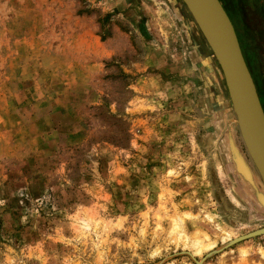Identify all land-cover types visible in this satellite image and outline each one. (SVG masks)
<instances>
[{"label": "rangeland", "instance_id": "rangeland-1", "mask_svg": "<svg viewBox=\"0 0 264 264\" xmlns=\"http://www.w3.org/2000/svg\"><path fill=\"white\" fill-rule=\"evenodd\" d=\"M223 1L264 113V0ZM185 21L221 76L180 0H0V264H196L179 253L264 227L222 76L227 118L207 117L183 66ZM198 264H264V234Z\"/></svg>", "mask_w": 264, "mask_h": 264}, {"label": "water", "instance_id": "water-1", "mask_svg": "<svg viewBox=\"0 0 264 264\" xmlns=\"http://www.w3.org/2000/svg\"><path fill=\"white\" fill-rule=\"evenodd\" d=\"M180 1L185 6L219 68L240 139L264 191V113L253 80L241 54L233 26L219 0ZM259 58L262 57L259 56L258 60L264 70V60ZM228 143L234 171L248 185V190L263 209L264 207L258 202V196H264V194L253 185L251 171L237 153L230 138H228ZM236 158L242 162L246 173L249 175L248 179L239 171ZM263 234L264 227L241 235L206 253L200 261H195L187 252L179 254L189 256L192 262L198 264L233 244ZM176 255L172 254L157 264H161Z\"/></svg>", "mask_w": 264, "mask_h": 264}, {"label": "crops", "instance_id": "crops-1", "mask_svg": "<svg viewBox=\"0 0 264 264\" xmlns=\"http://www.w3.org/2000/svg\"><path fill=\"white\" fill-rule=\"evenodd\" d=\"M184 26L185 36L183 39L181 37V40L183 44L185 43L187 48V59L183 56V66L190 72L193 78L198 80V83H196L193 79L194 84H196L197 99L199 98L204 110H206L207 117L212 116L214 118V115L224 112L225 118H227V102L222 94L223 87L221 76L219 72H215L216 70L212 63V57L205 52V44L202 43V40L196 35L195 31L189 25V22L185 21ZM159 43L161 44V41H159ZM174 67L176 73L177 67ZM165 69L166 71H174L171 70L169 66H166ZM219 126L220 124H218V121L212 125L213 128L220 130L221 128Z\"/></svg>", "mask_w": 264, "mask_h": 264}, {"label": "bare ground", "instance_id": "bare-ground-1", "mask_svg": "<svg viewBox=\"0 0 264 264\" xmlns=\"http://www.w3.org/2000/svg\"><path fill=\"white\" fill-rule=\"evenodd\" d=\"M236 162L238 164L237 167H238L239 171L242 172V174L244 175V177L248 179L249 178V175H248V173H246V170H245L242 162L238 158H236ZM258 202L261 204V206L264 207V196L263 195L262 196L261 195L258 196Z\"/></svg>", "mask_w": 264, "mask_h": 264}, {"label": "flooded vegetation", "instance_id": "flooded-vegetation-1", "mask_svg": "<svg viewBox=\"0 0 264 264\" xmlns=\"http://www.w3.org/2000/svg\"><path fill=\"white\" fill-rule=\"evenodd\" d=\"M219 2H220V4L222 5V7H223V9H224V11H225V13L227 14V16H228V18H230L229 17V13H228V10H227V7L225 6V2L223 1V0H219ZM230 20V19H229ZM258 57H259V55H258ZM258 59V58H257ZM263 59V58H262ZM258 62H259V60H258ZM246 64V63H245ZM260 64V63H259ZM263 69V68H262ZM249 71V70H248ZM264 71V70H263ZM252 180V179H251Z\"/></svg>", "mask_w": 264, "mask_h": 264}]
</instances>
